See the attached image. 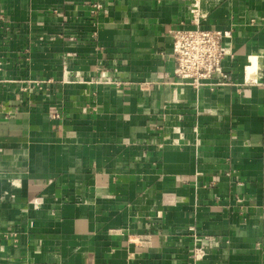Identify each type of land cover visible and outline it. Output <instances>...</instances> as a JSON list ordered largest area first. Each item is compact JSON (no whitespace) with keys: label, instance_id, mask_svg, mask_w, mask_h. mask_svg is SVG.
I'll return each instance as SVG.
<instances>
[{"label":"crops","instance_id":"crops-1","mask_svg":"<svg viewBox=\"0 0 264 264\" xmlns=\"http://www.w3.org/2000/svg\"><path fill=\"white\" fill-rule=\"evenodd\" d=\"M95 1L0 0V264H264V0L201 1L235 84L198 91L188 0Z\"/></svg>","mask_w":264,"mask_h":264},{"label":"built area","instance_id":"built-area-1","mask_svg":"<svg viewBox=\"0 0 264 264\" xmlns=\"http://www.w3.org/2000/svg\"><path fill=\"white\" fill-rule=\"evenodd\" d=\"M202 0H188L191 24L189 27H173L169 30L172 37L171 73L173 83L191 86L197 90L203 86L210 89L223 85L235 84L231 74L224 68V60L232 57L231 30L222 28H204L201 26L205 13L200 10ZM104 0H96L92 6L95 10L103 7ZM99 79L96 82L120 86L123 81L106 75L105 66H99ZM38 85V80H29V84ZM149 82H140V90H146ZM140 244L150 243L149 235L137 237ZM134 242V241H133ZM209 248L198 235H195L193 245L194 258H201Z\"/></svg>","mask_w":264,"mask_h":264},{"label":"bare ground","instance_id":"bare-ground-1","mask_svg":"<svg viewBox=\"0 0 264 264\" xmlns=\"http://www.w3.org/2000/svg\"><path fill=\"white\" fill-rule=\"evenodd\" d=\"M199 7H200V10H201V2H200ZM201 12H202V11H201ZM202 13H203V12H202ZM253 62H255V61H254V58H253ZM252 64H253V63H252ZM253 65H254V64H253ZM253 65H252V66H253ZM254 66H255V65H254ZM249 68H250V66H249ZM247 70H249V69H247ZM250 70H252V68H250ZM253 70H254V69H253Z\"/></svg>","mask_w":264,"mask_h":264}]
</instances>
